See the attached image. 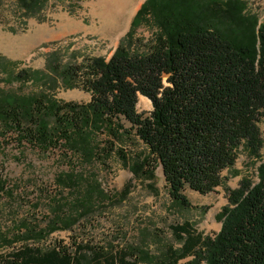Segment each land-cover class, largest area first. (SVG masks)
Listing matches in <instances>:
<instances>
[{
    "label": "trees",
    "instance_id": "1",
    "mask_svg": "<svg viewBox=\"0 0 264 264\" xmlns=\"http://www.w3.org/2000/svg\"><path fill=\"white\" fill-rule=\"evenodd\" d=\"M49 1L17 0V9L36 18ZM247 9L243 0H146L110 59L60 66L53 53L49 75L30 70L9 75L34 82L49 78L67 89L81 86L92 95L89 103L1 91L0 122L15 129L27 123L26 137L34 144L48 148L63 141L86 161L98 156L93 145L98 134L113 140L106 157L115 143L135 140L132 150L117 149L116 156L153 193L161 170L173 203L181 207L191 206L187 188L208 195L226 187L224 172L237 175L235 166L244 155L258 164L257 182L244 177L239 187L226 188L229 203L215 237L195 233L188 222L174 227L183 247L171 249L164 264L186 258L191 259L183 264H264V19ZM142 27H154L150 39L139 36ZM140 95L152 102L149 116L138 113ZM59 181L75 187L73 175ZM84 181L68 214L62 208L47 229L28 230L25 236L10 238L0 230V247L72 230L91 212L96 196L107 198L97 180ZM5 186L0 178V199ZM72 247L27 248L10 264H141L133 250L112 252L75 238Z\"/></svg>",
    "mask_w": 264,
    "mask_h": 264
},
{
    "label": "rangeland",
    "instance_id": "2",
    "mask_svg": "<svg viewBox=\"0 0 264 264\" xmlns=\"http://www.w3.org/2000/svg\"><path fill=\"white\" fill-rule=\"evenodd\" d=\"M145 1L50 0L38 17L26 18L17 9V0H0V57L4 59L0 63V95L1 91L20 97L46 94L62 103H89L92 95L81 86L67 89L61 82L54 86L49 78L34 82L32 78H10L9 75L22 70L49 75L48 62L53 53L60 66L80 63L86 58L110 59ZM243 1L247 12L264 19V0ZM153 29L142 27L138 34L150 39ZM6 61L15 64L10 66ZM33 77L38 80L34 74ZM137 109L139 114L149 116L152 102L140 95ZM123 124L131 128L126 120ZM28 126L26 123L22 129H15L0 122V178L6 182L0 199L2 232L14 238L25 236L28 230L47 229L62 208L64 214L71 211L68 204L86 186L84 179L97 180L107 198L96 196L91 212L72 230L56 231L41 241L23 239L2 245L0 264H10L14 254L27 248H39L43 252L58 245L70 248L74 238L79 244L104 247L112 252L133 250L141 264H164L171 249L179 251L183 247L174 227L188 222L195 233L215 237L222 226L219 215L229 203L226 188L239 187L244 177L257 182L258 164L254 165L243 155L235 166L237 175L224 172L228 177L226 187L208 195L187 188L185 194L191 206L181 207L173 203L161 170L156 185L158 193H153L146 184L134 179L116 156L117 149L132 150L135 140L115 143L114 153L106 157L113 140L98 134L93 144L98 156L86 161L64 147L63 141L52 143L48 148L34 144L26 137ZM261 130L264 137V123ZM62 175L75 176V187L61 183ZM190 259H183L179 264Z\"/></svg>",
    "mask_w": 264,
    "mask_h": 264
}]
</instances>
